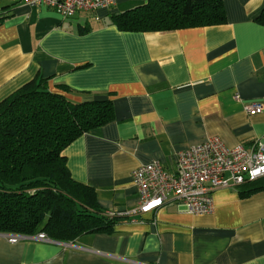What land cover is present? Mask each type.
Here are the masks:
<instances>
[{
    "label": "crops",
    "instance_id": "crops-1",
    "mask_svg": "<svg viewBox=\"0 0 264 264\" xmlns=\"http://www.w3.org/2000/svg\"><path fill=\"white\" fill-rule=\"evenodd\" d=\"M147 1L64 17L0 0V99L39 74L51 90L70 88L61 91L71 100L112 101L113 120L63 150L71 176L92 186L107 211L137 207L132 172L141 164L158 160L173 171L178 152L208 136L227 147L264 141V25L255 21L264 0H223L222 24L146 32L107 24L109 14ZM248 101L263 109L247 113ZM212 196L208 214L169 196L111 233L71 241L11 242L12 233L0 232V264H264V176Z\"/></svg>",
    "mask_w": 264,
    "mask_h": 264
},
{
    "label": "trees",
    "instance_id": "trees-1",
    "mask_svg": "<svg viewBox=\"0 0 264 264\" xmlns=\"http://www.w3.org/2000/svg\"><path fill=\"white\" fill-rule=\"evenodd\" d=\"M255 21L264 25V5ZM225 22L223 0H148L109 14L107 24L146 32ZM87 31L80 27L78 32ZM47 83L38 74L0 99V232H43L59 241L111 233L130 216L109 214L94 188L71 176L63 150L83 133L112 121V101L77 102L63 93L70 90L66 85L57 84L63 91H54Z\"/></svg>",
    "mask_w": 264,
    "mask_h": 264
},
{
    "label": "built area",
    "instance_id": "built-area-1",
    "mask_svg": "<svg viewBox=\"0 0 264 264\" xmlns=\"http://www.w3.org/2000/svg\"><path fill=\"white\" fill-rule=\"evenodd\" d=\"M31 6L46 5L64 17L76 11H95L109 8L115 0H23ZM239 98L238 94L235 96ZM247 113L263 109L260 101L243 103ZM173 171L165 169L160 161L141 164L132 172L138 188L139 201L131 212L109 210V214L131 215L157 210L172 196L184 202L191 213L208 214L213 211L212 191L253 181L264 176V141L256 139L249 148L242 145L227 147L217 136H208L202 142L192 144L178 152ZM48 239L45 233L34 235ZM22 235H8L11 242Z\"/></svg>",
    "mask_w": 264,
    "mask_h": 264
}]
</instances>
